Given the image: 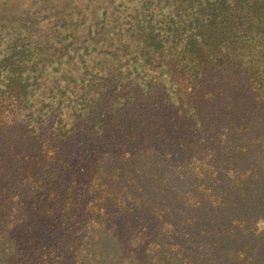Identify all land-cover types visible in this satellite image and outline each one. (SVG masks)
I'll return each mask as SVG.
<instances>
[{
	"label": "trees",
	"instance_id": "trees-1",
	"mask_svg": "<svg viewBox=\"0 0 264 264\" xmlns=\"http://www.w3.org/2000/svg\"><path fill=\"white\" fill-rule=\"evenodd\" d=\"M264 258V0H0V264Z\"/></svg>",
	"mask_w": 264,
	"mask_h": 264
},
{
	"label": "rangeland",
	"instance_id": "rangeland-1",
	"mask_svg": "<svg viewBox=\"0 0 264 264\" xmlns=\"http://www.w3.org/2000/svg\"><path fill=\"white\" fill-rule=\"evenodd\" d=\"M254 264H264V258H260V261H257L256 263Z\"/></svg>",
	"mask_w": 264,
	"mask_h": 264
}]
</instances>
